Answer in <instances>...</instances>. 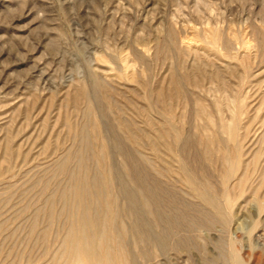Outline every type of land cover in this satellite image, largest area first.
Segmentation results:
<instances>
[{
  "label": "rangeland",
  "instance_id": "rangeland-1",
  "mask_svg": "<svg viewBox=\"0 0 264 264\" xmlns=\"http://www.w3.org/2000/svg\"><path fill=\"white\" fill-rule=\"evenodd\" d=\"M0 61V264H83L77 205L137 162L212 217L142 264H264V0H0Z\"/></svg>",
  "mask_w": 264,
  "mask_h": 264
},
{
  "label": "bare ground",
  "instance_id": "bare-ground-1",
  "mask_svg": "<svg viewBox=\"0 0 264 264\" xmlns=\"http://www.w3.org/2000/svg\"><path fill=\"white\" fill-rule=\"evenodd\" d=\"M64 3H72L73 0H63ZM5 7V6H4ZM53 36V35H52ZM4 42V41H3ZM2 44V42H1ZM4 58H2L3 60ZM6 60V59H5ZM19 59H17L18 61ZM1 62V61H0ZM1 64V63H0ZM42 64V63H41ZM17 65V64H16ZM42 66V65H40ZM39 66V67H40ZM1 67V66H0ZM29 67V66H28ZM36 68V66L34 67ZM50 68V67H49ZM9 69V68H7ZM12 69V68H11ZM32 69V68H31ZM37 69V68H36ZM13 70V69H12ZM68 70V69H67ZM32 72H35L33 70H31ZM47 71V70H46ZM66 71V69H65ZM70 71V70H69ZM2 72V71H1ZM7 72V71H6ZM40 71L38 70V73ZM49 72V71H48ZM4 73V72H3ZM41 73V72H40ZM44 73V72H43ZM41 73V74H43ZM54 73V72H53ZM12 74V73H10ZM45 74V73H44ZM8 75V73L6 74ZM26 75V74H25ZM28 76V75H27ZM25 76V77H27ZM36 77L38 76L35 75ZM34 76V78H35ZM11 77V76H9ZM29 77V76H28ZM40 77V76H39ZM5 78V77H4ZM33 78V79H34ZM46 78V77H45ZM6 79V78H5ZM56 79V78H55ZM16 80V79H15ZM14 80V82H15ZM19 80V79H18ZM50 80L47 78V81ZM7 81V79H6ZM11 81V80H10ZM40 81V80H39ZM45 81V80H44ZM55 81V80H54ZM53 81V83H55ZM57 81V79H56ZM8 82V81H7ZM13 82V83H14ZM43 82V81H42ZM49 82V81H48ZM51 82V81H50ZM20 83V81H19ZM28 83V82H27ZM40 83V82H39ZM2 84V83H1ZM10 84V83H9ZM12 84V83H11ZM49 84V83H48ZM55 85V84H54ZM2 86V85H1ZM0 86V87H1ZM7 86V85H6ZM10 87V86H9ZM9 87L7 86L6 89L4 90L5 92L0 93L3 94V97H6L7 95H11L10 92L7 91V89H9ZM12 87V86H11ZM23 87V86H22ZM51 87V86H49ZM3 88V86H2ZM20 88V87H19ZM26 88V87H25ZM23 88V89H25ZM12 89V88H11ZM15 89V88H13ZM17 89V88H16ZM15 89V90H16ZM22 89V90H23ZM27 89V88H26ZM85 89V88H84ZM87 89V88H86ZM18 90V89H17ZM28 90V89H27ZM83 90V89H82ZM10 91V90H9ZM14 91V90H12ZM24 92V91H23ZM5 93V94H4ZM15 93V92H14ZM28 93V92H27ZM84 93V91L82 92ZM89 94V93H88ZM17 95V94H16ZM22 95V94H21ZM20 96V94H19ZM23 96V95H22ZM83 96V95H82ZM10 97V96H9ZM8 97V98H9ZM14 97V96H13ZM12 99V98H11ZM10 100V99H8ZM12 102V101H9ZM8 105V104H7ZM21 106V105H20ZM4 107V106H3ZM117 143V142H116ZM116 146V145H115ZM118 152V151H117ZM192 153V151H191ZM191 153L189 155H191ZM121 154V153H120ZM126 154V152H125ZM130 154V153H129ZM126 157V156H125ZM132 157V156H131ZM185 157V156H184ZM132 159V158H131ZM136 161V160H135ZM134 161V162H135ZM132 163V161H131ZM64 164V163H63ZM138 164V162L136 163ZM134 170H133V179H134V183L137 186V189L142 191V195H139L135 192H127L126 195V201L121 203L120 200L116 201L117 199H114L112 194L115 195V193H111L113 190L111 189L108 193V197L109 199L106 200H102L101 199H95L94 201L90 198L93 197L91 196L89 198L90 201H88L87 203H77V207H78V211L79 212H75L74 210V214L72 215V223L75 226L76 230H77V236L76 238H74L75 242H76V248L74 251V254L76 253L77 258H80L81 262H83V264H142L141 259H145L148 258V256H150L151 249H157L160 250L162 252H164L165 250H167L168 247H170L172 250L171 246H177L180 244H185L186 245H191V243L194 242V234L195 231L197 230L198 225L201 226V220L209 217V209L206 207H203L199 204H194L193 202L189 203V199L188 202H185L183 200L179 199L180 193H178V195L172 191L170 187L166 186L163 181V183H161L154 175H150L151 173H148L147 170H145L143 167H141V165H136ZM126 165V164H125ZM111 166V165H110ZM145 166V165H144ZM64 168H66V166H62ZM125 167V166H124ZM129 167V166H126ZM183 167L186 169L187 171V175L189 177V179L192 182H195L196 179V174L195 172L192 170V168L190 166H188V164L186 162H183ZM109 168V166H108ZM130 168V167H129ZM112 169V168H111ZM109 169V170H111ZM131 169V168H130ZM197 170V169H196ZM114 171V170H112ZM184 171V170H183ZM116 175H118L119 171H116ZM128 172V171H127ZM88 173V172H87ZM86 173V174H87ZM106 173V172H105ZM121 173V172H120ZM119 173V174H120ZM185 173V172H184ZM197 173V172H196ZM107 174V173H106ZM104 175V173H103ZM126 175V174H124ZM110 176V175H109ZM121 176V175H119ZM130 176V175H129ZM72 178V177H71ZM88 178V177H87ZM86 178V179H87ZM113 178V177H112ZM121 178V177H120ZM91 180V179H90ZM98 180V179H97ZM101 180V179H100ZM104 182L106 180L102 179ZM113 180V179H111ZM118 180V179H117ZM121 180V179H119ZM129 180V178H128ZM161 180V179H160ZM115 181V180H114ZM76 182V181H75ZM78 182V181H77ZM80 182V181H79ZM98 182V181H97ZM109 182V181H107ZM105 182V184H109ZM113 182V181H112ZM197 182V181H196ZM85 183V182H84ZM91 183V182H90ZM101 183V182H100ZM111 183V182H110ZM115 183H119V182H115ZM114 183V184H115ZM167 183V182H166ZM82 184V183H81ZM92 184V183H91ZM95 184V182H94ZM115 184V187L116 185ZM128 184V183H127ZM80 185V184H79ZM99 185H103L102 183ZM99 185L97 187H99ZM113 185V184H112ZM123 185V184H120ZM133 185V183L131 184ZM76 186V183H75ZM78 186V185H77ZM87 186V185H86ZM111 187V185H109ZM118 186V185H117ZM127 186V185H126ZM128 186L130 187V185L128 184ZM85 187V186H84ZM89 187V185L87 186ZM113 187V186H112ZM135 187V186H134ZM75 188V187H74ZM81 188V187H80ZM83 188V185H82ZM106 188V187H105ZM114 188V187H113ZM120 188V187H119ZM132 188V187H131ZM76 189V188H75ZM79 189V188H78ZM85 189V188H83ZM89 189V188H88ZM88 189H85V191H88ZM95 190V188H93ZM110 189V188H109ZM127 189V188H126ZM126 189H124V193H126ZM119 189H117L118 191ZM138 190V191H139ZM78 191V190H77ZM82 191V190H81ZM80 191V192H81ZM84 191V190H83ZM82 191V192H83ZM133 191V190H132ZM136 191V190H134ZM90 192V191H89ZM87 193L88 195L90 193ZM77 193V192H76ZM75 193V194H76ZM94 193V192H93ZM119 193L121 194V191H119ZM123 193V190H122ZM139 193V192H138ZM82 194V193H81ZM80 194V195H81ZM87 194H84L87 196ZM95 194V193H94ZM98 194V193H97ZM118 195V193H116ZM65 195V193H64ZM92 195V193H91ZM77 196V195H76ZM102 196V194H101ZM63 197V196H62ZM85 197V196H84ZM89 197V196H87ZM65 198V197H64ZM97 198L98 195H97ZM118 198V197H117ZM125 198V197H124ZM75 199V198H74ZM79 199V198H78ZM86 199V198H85ZM185 199V197H184ZM65 200V199H64ZM82 200V199H81ZM80 200V201H81ZM124 200V199H123ZM187 200V199H185ZM61 201V200H59ZM58 203H62L63 202H59ZM79 201V200H78ZM192 201V200H191ZM208 201V200H207ZM57 202V201H56ZM75 202V200H74ZM54 205L55 202H53ZM52 203V205H53ZM57 203V204H58ZM202 203V202H201ZM70 204V203H69ZM50 205V206H52ZM59 205V204H58ZM66 205V204H65ZM64 205V206H65ZM203 205V204H202ZM57 206V205H56ZM62 206V205H61ZM60 206V207H61ZM62 206V207H64ZM58 207V210L59 208ZM61 210L64 211L63 208ZM70 207V205H69ZM75 207V206H74ZM214 207V206H213ZM56 208V207H55ZM47 209V208H46ZM67 209V208H65ZM208 209V210H207ZM49 210V209H48ZM47 210V212H48ZM57 210V211H58ZM71 210V209H70ZM61 211V212H62ZM69 211V210H68ZM73 211V210H72ZM44 213L46 212V210L44 209L43 211ZM50 212V210H49ZM48 212V213H49ZM52 212V210H51ZM56 211H53V213ZM65 212H67L65 210ZM65 212H63V215L65 214ZM217 212V211H215ZM47 213V214H48ZM262 214L264 212H261ZM39 214V213H38ZM43 214V213H41ZM46 214V213H45ZM50 214V213H49ZM55 214V213H54ZM69 214V212H68ZM67 214V217H68ZM218 214V213H217ZM52 215V214H51ZM211 215H213L212 210H211ZM216 215V214H214ZM220 215V214H219ZM41 215H39L40 217ZM49 216V215H48ZM70 216V214H69ZM252 216V215H251ZM45 217V216H44ZM66 217V218H67ZM218 217V216H217ZM43 218V217H42ZM209 218H212L211 216ZM262 218V217H261ZM46 219V218H44ZM54 219V218H52ZM263 219V218H262ZM57 220V219H56ZM67 220V219H66ZM70 220V219H69ZM206 220V219H205ZM214 220V219H213ZM212 220V221H213ZM218 220V219H217ZM39 221V220H37ZM41 221V220H40ZM44 221V220H43ZM53 221V220H51ZM207 221V220H206ZM57 222V221H56ZM65 222V220H64ZM68 222V220L66 221ZM45 223V222H43ZM47 223H50L49 221ZM45 223V224H47ZM40 224V223H39ZM44 224V225H45ZM57 224V223H56ZM71 224V223H70ZM214 224V222H213ZM4 225V223H3ZM69 225V224H68ZM203 225V224H202ZM205 225V224H204ZM34 226V225H33ZM47 227V226H46ZM46 227H44L46 229ZM208 227V226H207ZM5 228V227H4ZM35 228V227H34ZM74 228V227H73ZM200 228V227H199ZM70 229V228H69ZM34 230V229H33ZM68 230V229H67ZM74 230V229H72ZM32 231V230H31ZM47 231V230H46ZM64 231V230H63ZM199 231V229H198ZM204 231V230H203ZM38 232V231H37ZM40 232V230H39ZM44 232V230H43ZM71 232V230H70ZM200 232V231H199ZM202 232V231H201ZM205 232V231H204ZM33 233V231H32ZM56 233V232H55ZM67 233V232H66ZM65 233V234H66ZM69 236V233H67ZM66 234V235H67ZM201 233H199L198 235H200ZM212 234V233H211ZM214 235L217 233H213ZM38 235V233H37ZM66 235L64 237H66ZM71 235H73L71 233ZM75 235V234H74ZM207 235V234H206ZM210 235V234H209ZM208 235V236H209ZM213 235V236H214ZM47 236V235H46ZM49 236V235H48ZM201 236V235H200ZM211 236V235H210ZM220 236V235H219ZM254 236L256 238V240L260 243H264V225L257 227L254 230ZM41 237V236H40ZM54 237V236H53ZM71 237V236H70ZM197 237V236H196ZM38 238V237H37ZM208 239L211 240L210 237H207ZM39 239V238H38ZM37 239V240H38ZM41 239V238H40ZM44 239V238H43ZM67 239V237H66ZM71 239V238H70ZM69 239V240H70ZM46 240V239H45ZM74 240H71L70 243ZM206 240V239H205ZM218 240V239H217ZM222 242V239H220ZM218 240V241H220ZM207 241V240H206ZM213 241V240H211ZM217 241V242H218ZM45 242V241H44ZM54 242V241H52ZM199 242V241H198ZM210 242V241H209ZM215 242V241H213ZM43 242H41L40 244H42ZM69 243V245H71ZM46 244V243H45ZM210 245V243H208ZM218 244V243H217ZM221 244V243H220ZM52 245V244H51ZM194 245V244H193ZM196 243H195V247H196ZM214 245V244H213ZM60 246V245H59ZM187 246V248H188ZM215 246V245H214ZM258 246V245H257ZM42 247V246H41ZM40 247V249H41ZM74 247V248H75ZM218 248H220L217 245ZM216 247V248H217ZM39 248V247H38ZM178 247L174 248L177 249ZM181 248V247H180ZM183 248V247H182ZM190 248V247H189ZM188 248V249H189ZM198 247H196L197 249ZM52 249V248H50ZM55 249V248H54ZM63 249V248H62ZM186 249V247H185ZM39 250V249H38ZM43 250V249H42ZM44 250H48L47 247ZM59 250V249H58ZM70 250V247H69ZM73 250V249H72ZM178 250V249H177ZM190 250V249H189ZM206 250V249H205ZM226 250V249H225ZM32 251V250H31ZM53 251V250H52ZM66 251V249H65ZM191 251V250H190ZM200 251V250H199ZM198 251V253H199ZM218 251V250H217ZM43 251H41L40 253H42ZM60 252V250H59ZM156 252V251H155ZM177 252V251H176ZM216 252V251H215ZM227 252V251H226ZM39 253V254H40ZM44 253V252H43ZM65 252H63L64 254ZM70 253V252H69ZM68 253V254H69ZM73 251L71 252L72 255ZM159 253V251L157 252V254ZM167 253V252H166ZM188 253V252H187ZM192 253V251L190 252V254ZM225 253V252H224ZM30 254V253H29ZM38 254V253H37ZM67 254V255H68ZM170 254V253H169ZM172 254V252H171ZM186 254V253H185ZM201 254V252H200ZM214 254V253H213ZM211 254V255H213ZM218 254V253H217ZM257 254V253H256ZM259 254V253H258ZM257 254V255H258ZM58 255V254H57ZM70 255V254H69ZM70 255V256H71ZM166 255V254H165ZM174 255V254H172ZM180 255V254H179ZM192 255V254H191ZM190 255V257H191ZM208 255V254H207ZM23 256V255H22ZM21 256V257H22ZM49 256H54L53 253L52 255ZM61 256V255H60ZM63 256V255H62ZM74 256V255H73ZM204 256V254H203ZM58 256H54L52 257L55 258ZM68 257V256H67ZM66 257V259H67ZM157 257V256H156ZM213 257V256H212ZM215 257V256H214ZM213 257V259H214ZM258 257V256H257ZM38 258V256H37ZM166 258V257H165ZM192 258V257H191ZM221 258V257H220ZM224 258V257H223ZM221 258V259H223ZM23 259V258H22ZM28 259V256L27 258ZM50 263L54 262L52 260H50V258H48ZM58 259V258H57ZM64 259V257L62 258ZM150 259V258H148ZM151 261H154L153 258L151 257ZM158 258H156L157 260ZM208 259H210L208 257ZM207 259V260H208ZM217 259V258H216ZM227 259V258H226ZM29 260V259H28ZM37 260V259H36ZM45 260V259H44ZM162 260V259H161ZM167 260V259H166ZM204 260V259H203ZM206 260V259H205ZM204 260V261H205ZM206 260V261H207ZM215 260V259H214ZM213 260V261H214ZM220 260V259H219ZM218 260V262H220ZM225 260V259H224ZM256 260V259H255ZM12 261V260H11ZM21 261V260H20ZM57 261V260H56ZM72 261L74 262V259H72ZM147 261V260H146ZM164 261V260H163ZM169 261H171L169 259ZM212 261V258H211ZM257 261V260H256ZM10 262V261H9ZM43 262V261H42ZM60 262V261H59ZM65 262V261H64ZM63 262V264H65ZM79 262V263H81ZM150 262V261H148ZM47 263V262H46ZM45 263V264H46ZM58 262H56L57 264ZM77 263V262H76ZM153 263V262H151ZM161 263V262H160ZM164 263V262H163ZM173 262H170V264ZM208 263V261H207ZM206 263V264H207ZM211 263V262H210ZM216 263V262H214ZM6 264V263H5ZM11 264V263H10ZM14 264V263H12ZM17 264V262H16ZM42 264V263H41ZM61 264V263H60ZM144 264V263H143ZM155 264H157L155 262ZM159 264V263H158ZM165 264V263H164ZM212 264V263H211ZM256 264V263H255Z\"/></svg>",
  "mask_w": 264,
  "mask_h": 264
}]
</instances>
